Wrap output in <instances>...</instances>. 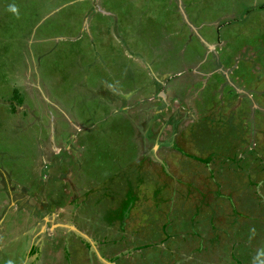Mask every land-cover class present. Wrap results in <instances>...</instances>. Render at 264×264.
Instances as JSON below:
<instances>
[{
	"label": "rangeland",
	"instance_id": "rangeland-1",
	"mask_svg": "<svg viewBox=\"0 0 264 264\" xmlns=\"http://www.w3.org/2000/svg\"><path fill=\"white\" fill-rule=\"evenodd\" d=\"M97 254L264 264V0H0V264Z\"/></svg>",
	"mask_w": 264,
	"mask_h": 264
},
{
	"label": "crops",
	"instance_id": "crops-1",
	"mask_svg": "<svg viewBox=\"0 0 264 264\" xmlns=\"http://www.w3.org/2000/svg\"><path fill=\"white\" fill-rule=\"evenodd\" d=\"M233 12L232 11H230V15L232 14ZM221 15V17H220V19H216V20H213V21H206V22H204V23H202L201 24V27H208V28H211V29H213V31H215L216 32V34L218 33L217 32V30H218V28H219V25H220V22H223V19L224 18H226L227 16H225V15H222V14H220ZM229 15V16H230ZM228 19H230L229 17H227ZM213 27H216V29H214ZM195 28V27H194ZM208 42H210V43H218L217 42V39L215 40H213V39H208L207 40ZM193 63V62H192ZM220 65H217V63H216V61H215V63H214V66H211L210 65V69H207L208 70V72H210V74L209 75H211V74H214L217 70H218V67H219ZM194 68H197V69H195V71L197 72V74H198V69H200L201 67L199 66V64L196 62L194 65H193V69ZM195 71H194V76H195ZM202 75V74H201ZM197 76H200L199 74L198 75H196L195 77H197ZM165 79H167V77H166V75H164V78L163 79H161L160 81H159V84L161 83V82H163V80H165ZM163 95H164V93L162 92V91H160V98H162V101H164V99H163ZM189 100V99H188ZM183 102V101H182ZM4 189H5V187H4ZM9 248V247H8ZM6 251H2L1 253H5Z\"/></svg>",
	"mask_w": 264,
	"mask_h": 264
},
{
	"label": "water",
	"instance_id": "water-1",
	"mask_svg": "<svg viewBox=\"0 0 264 264\" xmlns=\"http://www.w3.org/2000/svg\"><path fill=\"white\" fill-rule=\"evenodd\" d=\"M60 226L65 227L67 229H73L74 231L77 232V230L73 226H71V225H68V224L67 225H63V224H61ZM85 238H87V237L85 236ZM98 257H99V260H101L102 262H104L106 264H112V263H109V262L105 261L100 255H98Z\"/></svg>",
	"mask_w": 264,
	"mask_h": 264
},
{
	"label": "bare ground",
	"instance_id": "bare-ground-1",
	"mask_svg": "<svg viewBox=\"0 0 264 264\" xmlns=\"http://www.w3.org/2000/svg\"><path fill=\"white\" fill-rule=\"evenodd\" d=\"M108 161V160H107ZM105 163V162H104Z\"/></svg>",
	"mask_w": 264,
	"mask_h": 264
}]
</instances>
